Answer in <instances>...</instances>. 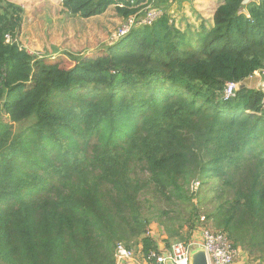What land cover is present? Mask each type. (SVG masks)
<instances>
[{
  "label": "trees",
  "instance_id": "trees-1",
  "mask_svg": "<svg viewBox=\"0 0 264 264\" xmlns=\"http://www.w3.org/2000/svg\"><path fill=\"white\" fill-rule=\"evenodd\" d=\"M244 1L223 0L211 29L165 15L62 54L68 68L23 48L24 9L0 0V264H118L121 243L159 250L153 222L185 242L209 225L264 264V92L247 86L264 70V0ZM118 4L63 0L83 18L143 8ZM227 83L244 87L224 101Z\"/></svg>",
  "mask_w": 264,
  "mask_h": 264
},
{
  "label": "rangeland",
  "instance_id": "rangeland-1",
  "mask_svg": "<svg viewBox=\"0 0 264 264\" xmlns=\"http://www.w3.org/2000/svg\"><path fill=\"white\" fill-rule=\"evenodd\" d=\"M19 1L24 2L22 28L18 36L19 44L30 54L39 58L62 60V65L68 68L71 67V63L62 54L86 56L105 49L121 39L119 34L129 20V18L124 19L113 8L105 16L83 18L71 15L63 7V0ZM247 86L264 92V72L260 71L249 79ZM4 121L8 123L7 119ZM26 127H28L26 124H15L13 132H21ZM155 205L163 206V209L167 206L158 204L157 201ZM207 227L205 230L213 232L211 226ZM187 234L188 230L184 228L180 236L170 238L166 233V228L160 222H153L147 232V236H152L157 242H162L166 246L170 245V247L175 243L187 241L185 239ZM121 244L124 245V243ZM141 248V242L130 244L129 249L136 252V258H134L136 263L142 261L138 258L140 257L138 250ZM245 257L244 254L238 252L234 264L241 262Z\"/></svg>",
  "mask_w": 264,
  "mask_h": 264
},
{
  "label": "built area",
  "instance_id": "built-area-1",
  "mask_svg": "<svg viewBox=\"0 0 264 264\" xmlns=\"http://www.w3.org/2000/svg\"><path fill=\"white\" fill-rule=\"evenodd\" d=\"M132 4H134L133 1ZM163 16H165V11L162 8L143 7L140 12L129 17V20L119 34V38L125 37L136 26H151ZM262 71L264 72V70ZM257 73L259 72H256L254 75ZM240 88L241 84L227 83L222 99L227 101L234 98ZM202 237V243H175L171 246L170 251L153 250L148 255L144 256L141 254L140 258L146 264H167L168 261H171L173 264H191V254L194 250L203 248L207 254L209 264H234L238 251L224 234L203 230ZM116 257L119 264L122 261H130L136 258V252L134 253L132 249L119 244L116 249Z\"/></svg>",
  "mask_w": 264,
  "mask_h": 264
},
{
  "label": "crops",
  "instance_id": "crops-1",
  "mask_svg": "<svg viewBox=\"0 0 264 264\" xmlns=\"http://www.w3.org/2000/svg\"><path fill=\"white\" fill-rule=\"evenodd\" d=\"M16 4L23 7L24 2L19 0H11ZM17 1V2H15ZM23 1V0H21ZM41 1V0H34ZM50 1V0H45ZM56 1V0H52ZM141 1V6L145 7H157L162 8L165 11V15L169 16L172 23L175 24L183 32L187 33H197L203 29H211L214 26V15L223 3V0H118V6L122 7L125 2ZM252 1V0H251ZM257 1V0H254ZM22 3V4H21ZM27 3V2H25ZM116 5L111 6L104 14L105 16L111 8L116 10ZM24 8V7H23ZM117 12V11H116ZM164 17V16H163ZM255 76V75H254ZM202 231H200L196 237L192 238L189 242L202 243ZM159 250L170 251V246H166L162 242H158ZM141 255V254H140ZM139 255V256H140ZM140 258V257H138ZM142 259V258H141ZM119 264H146L145 261H140L139 263L134 262V259L130 261H122ZM236 264H245V260L238 262Z\"/></svg>",
  "mask_w": 264,
  "mask_h": 264
},
{
  "label": "water",
  "instance_id": "water-1",
  "mask_svg": "<svg viewBox=\"0 0 264 264\" xmlns=\"http://www.w3.org/2000/svg\"><path fill=\"white\" fill-rule=\"evenodd\" d=\"M250 1L251 0H245L243 2V5L248 4ZM243 87L244 86H241V88H243ZM167 264H173V263L171 261H168ZM191 264H209L207 254L203 248H199L192 253Z\"/></svg>",
  "mask_w": 264,
  "mask_h": 264
}]
</instances>
